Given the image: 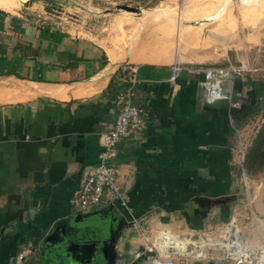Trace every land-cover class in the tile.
I'll return each instance as SVG.
<instances>
[{
    "label": "crops",
    "instance_id": "crops-1",
    "mask_svg": "<svg viewBox=\"0 0 264 264\" xmlns=\"http://www.w3.org/2000/svg\"><path fill=\"white\" fill-rule=\"evenodd\" d=\"M21 11L0 9V264H14L19 255L21 264H145L146 257L135 258L144 233L151 240L165 233L202 242L231 224L246 244L262 245L264 191L251 197L240 186L248 120L233 116L256 102L252 82L259 80L248 74L225 81L240 104L235 109L227 100L207 103L200 84L202 67L241 63L249 55L246 43L234 61L214 46L183 63L178 53L167 62H127L102 38L67 32L62 39L56 23L32 24L24 17L32 13ZM174 64L181 70L171 83ZM123 65L133 69L134 102L145 122L140 134L117 144L111 162L125 206L84 213L78 192L99 163L116 96L129 85ZM207 254L173 258L235 264L220 260L218 250Z\"/></svg>",
    "mask_w": 264,
    "mask_h": 264
},
{
    "label": "rangeland",
    "instance_id": "rangeland-1",
    "mask_svg": "<svg viewBox=\"0 0 264 264\" xmlns=\"http://www.w3.org/2000/svg\"><path fill=\"white\" fill-rule=\"evenodd\" d=\"M1 1L13 5L11 11L19 8L21 13L30 11L32 14L24 17L32 24L42 27L56 23L57 35L62 39L67 32L74 37L102 38L110 51L118 52L127 62L137 57L167 62L173 53H178L183 63L208 53L214 46L227 49L229 57L230 53L243 56L245 45L242 47L241 43H246L249 55L240 61L246 67L243 75L264 80V29H260L264 24V0H25L22 6L19 4L22 0ZM236 43H240L237 48L232 47ZM230 58L234 61L236 57ZM236 65H240L239 61ZM263 116L261 109L242 129L247 156L238 171H241L239 177H246V184L243 181L240 184L243 193L248 190L251 197H256V190L264 191ZM217 228L215 234L206 235L202 241L207 243L204 246L207 250H214L211 242L224 237L220 226ZM238 234L241 235L239 231Z\"/></svg>",
    "mask_w": 264,
    "mask_h": 264
},
{
    "label": "built area",
    "instance_id": "built-area-1",
    "mask_svg": "<svg viewBox=\"0 0 264 264\" xmlns=\"http://www.w3.org/2000/svg\"><path fill=\"white\" fill-rule=\"evenodd\" d=\"M181 66L174 64L171 66L172 75L170 82L174 83ZM123 78L129 79L126 90L120 92L115 99L117 114L114 123L108 131L101 135L102 151L99 155V163L92 170L84 175L81 188L78 192L76 205L81 212L87 213L101 205H121L125 206L124 193L117 184L116 175L118 170L111 164L116 157V146L122 139H128L140 134L145 127L143 108L134 102L132 76L133 69L129 65L120 67ZM246 71L243 64L210 65L201 68V87L207 103L213 104L218 101H229L232 108H238L239 103L233 102L231 94L226 91L225 81L240 78ZM249 71V70H248ZM244 154V149H242ZM243 156V155H242ZM243 162L241 158V163ZM244 175V174H243ZM246 179V177H244ZM241 176L240 183L246 181ZM140 230H149L148 227L135 223ZM224 237L218 241L211 242V246L221 251L220 260L235 264H264V244L253 247L246 244L234 224L225 228ZM142 249L136 253V259L146 257V264H175L174 256L187 258L194 256L202 259L208 256L207 243L192 239H174L165 233L157 234L153 240L149 235H142ZM22 255L16 257L14 264H21Z\"/></svg>",
    "mask_w": 264,
    "mask_h": 264
},
{
    "label": "trees",
    "instance_id": "trees-1",
    "mask_svg": "<svg viewBox=\"0 0 264 264\" xmlns=\"http://www.w3.org/2000/svg\"><path fill=\"white\" fill-rule=\"evenodd\" d=\"M252 87L254 94L256 95L255 103H248L244 105L243 108L237 109L236 113L233 115L234 120L240 122H246L251 119L256 113L261 109L264 110V80H259L257 82H252ZM264 118V116H263Z\"/></svg>",
    "mask_w": 264,
    "mask_h": 264
},
{
    "label": "bare ground",
    "instance_id": "bare-ground-1",
    "mask_svg": "<svg viewBox=\"0 0 264 264\" xmlns=\"http://www.w3.org/2000/svg\"><path fill=\"white\" fill-rule=\"evenodd\" d=\"M0 9H3V10H6V11H11L12 9H13V5H11V4H8V3H5V2H3V1H1L0 0ZM257 9V8H256ZM258 11H260V9H258ZM250 12H252L251 10H250ZM262 13V12H261ZM252 14H254V13H252ZM248 16H250V15H248ZM254 16V15H253ZM263 16H264V14H263ZM257 18H259L258 16H257ZM241 23H242V21H241ZM253 32V31H252ZM256 32V31H255ZM219 35V34H218ZM225 35H227V34H225ZM232 35H234V34H232ZM221 36V35H220ZM254 36V35H253ZM245 37H247V36H245ZM245 37L243 36V38L245 39ZM208 38V37H207ZM257 38V37H256ZM255 38V39H256ZM229 39V38H228ZM251 40H252V38L249 40L250 42H251ZM254 40V39H253ZM258 40V39H257ZM257 40H254V41H257ZM213 41V40H212ZM215 41V40H214ZM225 41H226V38H225ZM253 41V42H254ZM245 42H246V40H245ZM241 43V42H240ZM255 43V42H254ZM253 43V44H254ZM242 45V44H241ZM244 45H242V47H243ZM156 62V61H155Z\"/></svg>",
    "mask_w": 264,
    "mask_h": 264
},
{
    "label": "water",
    "instance_id": "water-1",
    "mask_svg": "<svg viewBox=\"0 0 264 264\" xmlns=\"http://www.w3.org/2000/svg\"><path fill=\"white\" fill-rule=\"evenodd\" d=\"M240 64H242V63H240ZM220 66V65H219ZM103 255H107L105 252H103ZM108 263H109V261H108ZM114 264H115V261L113 262ZM110 264V263H109Z\"/></svg>",
    "mask_w": 264,
    "mask_h": 264
}]
</instances>
